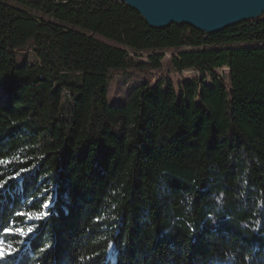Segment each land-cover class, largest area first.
Masks as SVG:
<instances>
[{
  "label": "trees",
  "instance_id": "16d2710c",
  "mask_svg": "<svg viewBox=\"0 0 264 264\" xmlns=\"http://www.w3.org/2000/svg\"><path fill=\"white\" fill-rule=\"evenodd\" d=\"M168 49L198 76L108 102L110 69ZM0 87V264H264V15L208 35L116 0H0Z\"/></svg>",
  "mask_w": 264,
  "mask_h": 264
},
{
  "label": "water",
  "instance_id": "95a60500",
  "mask_svg": "<svg viewBox=\"0 0 264 264\" xmlns=\"http://www.w3.org/2000/svg\"><path fill=\"white\" fill-rule=\"evenodd\" d=\"M136 10L152 28L187 25L212 35L264 15V0H116Z\"/></svg>",
  "mask_w": 264,
  "mask_h": 264
},
{
  "label": "rangeland",
  "instance_id": "374dc122",
  "mask_svg": "<svg viewBox=\"0 0 264 264\" xmlns=\"http://www.w3.org/2000/svg\"><path fill=\"white\" fill-rule=\"evenodd\" d=\"M22 8L35 17L49 19L47 15H44L41 12L32 10L28 7H22ZM104 40H106L109 43L118 45L109 39H104ZM127 49H129L128 51L132 55H135V53L137 54V56L135 57L137 58L138 63L148 62L147 56L148 54H150V52H134L132 51L131 48H127ZM25 51H29V49H25L22 53H24ZM160 52H164L166 55L162 63V68L160 70H152L147 66H137V65L133 67H128L126 69H110L108 83H107L108 102L110 104L126 103L131 90L146 80L170 78L174 83V85L177 86L178 83L184 79H191L198 76L197 72L194 70H186L183 72H178L171 67L170 58L173 55V53L177 52V49H168ZM17 57H18V61L21 62L22 60L21 56L18 55ZM227 71L228 70H224L222 72L224 75H226ZM225 81L227 82L226 77H225ZM7 98H8V93L3 87H0V100L4 101Z\"/></svg>",
  "mask_w": 264,
  "mask_h": 264
},
{
  "label": "snow or ice",
  "instance_id": "6c2138e0",
  "mask_svg": "<svg viewBox=\"0 0 264 264\" xmlns=\"http://www.w3.org/2000/svg\"><path fill=\"white\" fill-rule=\"evenodd\" d=\"M18 215H25L29 219H40L44 215H46V213H36L35 215H33L32 213H18ZM32 230L33 229L29 228L27 231H25L24 229H16L14 231L19 233L20 235H27ZM5 231L11 232L13 230L6 229ZM11 254H12L11 245H5L4 242L0 240V260L4 259L6 256L11 255Z\"/></svg>",
  "mask_w": 264,
  "mask_h": 264
}]
</instances>
